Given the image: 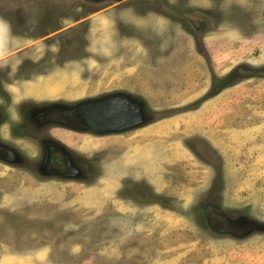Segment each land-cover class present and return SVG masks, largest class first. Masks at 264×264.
Listing matches in <instances>:
<instances>
[{
  "label": "rangeland",
  "instance_id": "374dc122",
  "mask_svg": "<svg viewBox=\"0 0 264 264\" xmlns=\"http://www.w3.org/2000/svg\"><path fill=\"white\" fill-rule=\"evenodd\" d=\"M0 38V264H264V0H0ZM35 82L141 121L41 122Z\"/></svg>",
  "mask_w": 264,
  "mask_h": 264
},
{
  "label": "water",
  "instance_id": "95a60500",
  "mask_svg": "<svg viewBox=\"0 0 264 264\" xmlns=\"http://www.w3.org/2000/svg\"><path fill=\"white\" fill-rule=\"evenodd\" d=\"M71 114L83 117L78 128H86L96 133L123 130L141 121L137 108L121 94L84 101L76 107L66 110L65 116ZM2 148L9 152L4 147Z\"/></svg>",
  "mask_w": 264,
  "mask_h": 264
},
{
  "label": "flooded vegetation",
  "instance_id": "af4514ba",
  "mask_svg": "<svg viewBox=\"0 0 264 264\" xmlns=\"http://www.w3.org/2000/svg\"><path fill=\"white\" fill-rule=\"evenodd\" d=\"M53 102L54 101H50V100H46V101H41L40 102L44 106V108L42 109L43 111H41V110L38 111L39 113L41 112V114L37 113V115L39 114L38 116H40L39 119L41 120V122L42 121H44V122L45 121H52L54 119L53 115L59 116L60 120L55 118L56 121L60 122V121L67 120L70 123V125L78 124L81 120L83 121V117L80 116V115L76 116V115L71 114V115H66L65 116L66 109H63L62 107L56 105ZM42 147L45 150V161H44V164L48 165L46 167H43L44 170L50 171L51 173L52 172H58L62 176L69 175V172L67 170L69 168L67 167L66 162H64L65 160H64V156L62 155L61 148L58 147V146L49 145L47 143V141L45 143H43ZM0 154H2L5 157L7 155L4 152V149L1 146H0ZM63 164L67 167L66 170L65 169H59V168H62Z\"/></svg>",
  "mask_w": 264,
  "mask_h": 264
},
{
  "label": "crops",
  "instance_id": "0c3cea01",
  "mask_svg": "<svg viewBox=\"0 0 264 264\" xmlns=\"http://www.w3.org/2000/svg\"><path fill=\"white\" fill-rule=\"evenodd\" d=\"M178 0H168V2H177ZM186 5L187 6H190L191 5V3H186ZM208 5V3H205L204 4V6H207ZM156 20H157V22L158 23H163L164 21L165 22H168V18H165L164 16L162 17V16H160V15H158L157 16V18H156ZM181 31V30H180ZM2 41H1V38H0V49H1V47H2ZM2 53V52H1ZM0 53V54H1ZM27 81V80H26ZM25 81V82H26ZM27 82H29V81H27ZM35 84H36V82L34 83V85L32 84V83H26L25 84V88H23V89H19L18 90V87H11V92L12 93H14V95L16 96V97H20V98H22V100H26V99H32V100H39V101H46L47 99H45L46 97H49V96H51V94H46V95H36V94H33L31 91H30V88L32 87V86H35ZM3 125H5V124H3ZM5 130V129H4ZM2 132H3V135H2V137L4 138V137H6V134H5V131H3L2 130ZM55 134H57V133H55ZM70 139H68V144H71V145H73L74 143H71L72 142V140L71 141H69ZM45 187V186H44ZM46 188V187H45ZM50 195L48 196V195H46L45 196V198H52V191L51 190H49V192H48ZM86 196H79V197H74L72 200H70V202L71 203H74V204H77L78 202L79 203H86ZM48 204V203H47Z\"/></svg>",
  "mask_w": 264,
  "mask_h": 264
}]
</instances>
